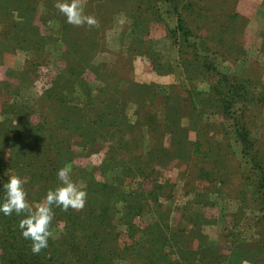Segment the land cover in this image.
Instances as JSON below:
<instances>
[{"label": "rangeland", "instance_id": "374dc122", "mask_svg": "<svg viewBox=\"0 0 264 264\" xmlns=\"http://www.w3.org/2000/svg\"><path fill=\"white\" fill-rule=\"evenodd\" d=\"M154 1L158 18L144 14L145 0H80L83 13L96 24L74 26L54 7L56 0H0V123L11 120L10 112L22 104L37 124H66L65 106L90 105L103 86L90 69L99 66L98 76H109L114 101L129 98L124 108L117 107L131 125L125 155L117 148L118 158L125 156L127 165L137 168L136 157L150 149V159L139 160L144 173L135 170L122 189L155 194V205L136 217V224H163L177 244L168 250L173 258L202 250L198 264H264L263 247L254 248L264 233V206L248 191L250 178L258 180L264 168V0ZM73 40L82 48L76 57L81 55L91 71H81L87 88L69 101L63 77L66 46ZM70 54L69 61H75ZM88 115L90 124L95 117L92 111ZM61 136L66 159L88 171L108 150V144L83 146L67 127ZM241 138L248 142L243 152ZM44 146L40 140L33 167L56 174L63 166L52 163ZM115 174L105 173L107 178ZM71 179L84 188L73 168ZM35 189L25 191L33 205L44 197ZM116 208L119 217L123 202ZM54 216L50 238L59 241L64 223ZM125 228L122 224L117 230L124 233ZM123 242L128 238L122 234L117 243ZM233 253L242 256L240 263L230 257ZM64 260L77 264L73 254ZM114 262L145 264L128 254Z\"/></svg>", "mask_w": 264, "mask_h": 264}, {"label": "trees", "instance_id": "16d2710c", "mask_svg": "<svg viewBox=\"0 0 264 264\" xmlns=\"http://www.w3.org/2000/svg\"><path fill=\"white\" fill-rule=\"evenodd\" d=\"M153 1L145 0L147 4L143 11L144 14L148 11L152 12L154 18L156 16L158 18L159 12L157 9L154 10L156 6L153 5V3L155 4ZM136 8H141V5H137ZM142 13L141 11L138 15L141 16ZM178 22L181 26L183 25L181 18H178ZM134 24L137 26L136 22ZM176 29L177 26L170 31L175 32ZM143 34L144 32H142ZM66 51L68 52L66 59L68 65L64 70L66 76L63 79L65 83L69 84L68 94L70 96H73L74 92L79 89L87 88L88 81L84 76H80L81 71L85 72L86 69H91L96 74L95 78L100 80L103 86H100L98 94L89 102L90 105L65 106L66 124H61L59 121L52 122L49 126L44 123L37 124L31 120V112L27 107L22 104L16 105L10 112L13 114L12 119L6 123H0L2 132L0 133V182H3L9 175L19 174V176L29 177V180L23 185L25 191L36 187L35 192L43 196L48 190L57 187L56 174H42L33 167V160L37 158L36 147L40 140H44L45 152L54 161L52 163H55L56 167L71 163V169L77 171L78 177L83 180V189L87 193L86 208L84 212L82 210L66 212L57 210L54 215L64 223L63 234L59 241L49 238L48 247L42 249L38 254L32 253L31 241L25 240L20 235L17 226L20 217L15 214L4 216L0 213V264H66L64 257H67V254L76 255L77 264H115L114 259L123 254H128L132 260H144L145 264H192V262L198 264L196 262L200 258L203 259V257H198L202 250L197 255L187 256L188 252H184L181 257H172L173 252L168 250L177 244L174 237H168L164 233L161 226L163 224L153 221L149 222L146 228H140L136 224L135 218L142 215L144 210L149 207L153 208L155 205L151 203L155 194L148 193L147 196H143L142 193L125 192L122 189L128 177L135 176L137 173L135 170L144 173V168L142 171L138 168L140 167L139 160L143 162L145 158L150 159L147 158L150 155V149H147L145 155L136 157L137 168L129 167L125 156L118 158L120 155L117 153V148L122 149V153L125 155L124 151L126 145L129 144L131 125L123 112H118L117 107L124 108L125 103L123 102L129 101V98L124 96L121 98V102L114 101L115 93L108 81V74L101 73L100 75H103L101 77L98 76L99 70L101 71L99 66H88V68L84 66V62H81L82 56L76 57V53L82 51L76 40L69 42ZM142 51H138V53L142 54ZM70 52V56L72 55L75 61H69ZM195 61L197 59L193 60V63ZM89 67L91 68L89 69ZM72 96L68 98L69 101H73ZM167 97L165 96V99ZM87 107H90L91 110H88ZM96 110L98 112L95 114ZM91 111L95 120L89 124L88 114H91ZM65 127L78 133L83 146H91L92 143H96V147L103 148L108 144V150L99 165L91 167L88 171L81 166L72 165L73 159L70 157L66 159L68 148L64 137L61 136V129ZM247 144V140L241 138L242 152ZM71 155L73 157V154ZM109 171H114L117 174L107 178L105 173ZM261 172L263 173L262 177L256 181L250 173L252 177L249 180L248 191L258 202V205L264 206V168ZM97 173L105 175L103 180L96 178ZM123 175L125 176L123 177ZM2 196L3 189L0 187V197ZM120 201L123 202V208L120 216L117 217L116 206ZM122 224L126 227L124 233L117 230V227L119 228ZM122 234L128 238V242H123L122 246H119L117 242L121 239ZM263 244L264 233L254 242V248L258 250L263 247L264 249ZM236 246L238 248V245ZM230 257L233 260L237 259V263H240L239 259L242 258L237 253L230 254ZM216 264H220V262H216Z\"/></svg>", "mask_w": 264, "mask_h": 264}, {"label": "clouds", "instance_id": "9594fccd", "mask_svg": "<svg viewBox=\"0 0 264 264\" xmlns=\"http://www.w3.org/2000/svg\"><path fill=\"white\" fill-rule=\"evenodd\" d=\"M54 7L64 15L66 22L74 26H94L96 20L83 13L80 0H56ZM71 166L65 165L57 170L56 176L59 184L47 191L42 201L33 205L26 199L23 187L24 180L18 175H9L0 187L3 196L0 197V213L4 216L15 214L20 217L18 228L25 240L31 241V251L38 254L48 247L51 222L54 217L53 209L62 211L81 210L85 206L87 193L82 186L71 179Z\"/></svg>", "mask_w": 264, "mask_h": 264}]
</instances>
